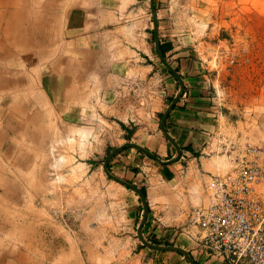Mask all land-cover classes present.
Instances as JSON below:
<instances>
[{
	"label": "rangeland",
	"instance_id": "rangeland-1",
	"mask_svg": "<svg viewBox=\"0 0 264 264\" xmlns=\"http://www.w3.org/2000/svg\"><path fill=\"white\" fill-rule=\"evenodd\" d=\"M99 1L92 14L74 15L81 0H0V264H161L156 257L190 264L143 245L141 199L105 173L110 154L134 143L124 102L148 114V96L179 93L180 84L158 56L151 0ZM155 7L161 45L173 47L168 62L177 71L186 68L181 60L195 62L211 75L224 116L220 138L264 148V0H156ZM77 17L80 35L93 41L84 50L71 29ZM62 79L60 94L43 86L56 89ZM113 87L118 118L107 104ZM172 101L156 120L164 146L150 150L162 160L177 156L161 128ZM211 155L220 166L209 170L226 173V157ZM141 158L152 230L144 238L209 263L196 253L188 221L207 202L206 171L186 158L167 181L164 166Z\"/></svg>",
	"mask_w": 264,
	"mask_h": 264
},
{
	"label": "crops",
	"instance_id": "crops-1",
	"mask_svg": "<svg viewBox=\"0 0 264 264\" xmlns=\"http://www.w3.org/2000/svg\"><path fill=\"white\" fill-rule=\"evenodd\" d=\"M81 2H84L85 4L81 5L79 4V2H76L77 5H75V7L78 9L75 11L74 15L92 14V12L97 10L96 8H93L98 5V0H81ZM79 9L80 12L78 11ZM71 29H73V35H75V44H78L77 46L81 45V50L93 46L91 35L89 36L90 38L88 37V34H86L85 36L80 35L82 34L84 25H81L79 17L76 18L74 28L71 26ZM162 45H164L163 42ZM76 63H78V60L76 61ZM181 63L183 67H186L184 71H178V73L182 76L185 82V94L171 112L167 121V128L170 134L179 143L183 150V157L179 161V163L185 162L186 158H195V162L200 164L203 170L206 171L207 175H205L204 178V183L206 186L209 183V180L211 179L212 175H217L213 174L212 171L209 170V167L211 163V158L213 157L211 154L215 153L217 150L216 140L223 139L222 137L220 138V132L222 131L221 120L222 118L224 119V116L221 115L222 113H219L220 109L218 106L217 98L212 93L214 85L212 86L210 73L205 70L200 71L199 66L195 62L188 63V60H181ZM184 72L186 73V75L184 74ZM52 77L54 78V75ZM45 78L50 81L49 75ZM43 86L49 93L60 94L63 90V79L62 82H59L57 84L56 89H52V86L50 87L48 81L47 83H43ZM58 88L59 90H57ZM114 93L115 90L113 87L112 94H110L109 100H107V104L108 108L112 109V117L118 118L119 116H115V113H118V109H116L117 99H115L116 93ZM177 93L175 94L173 91L169 90L168 93L164 94L163 92L159 91V94H157V92H154L153 96H148L154 101V103H152V106L148 110V114L147 109L142 108L139 104L136 105L135 103H132V105L129 106L126 102H124V108L128 109V111L124 112L123 114L122 118L125 119L123 120V123L129 126H134L136 128L132 137L129 139V142L137 143L138 145L143 146L151 151L158 148L160 149L164 146L163 138L157 132L156 129V120L157 116L163 113L165 102L167 100L168 102H171L177 96ZM110 100L112 102H110ZM140 100L141 99H139L138 102ZM145 100L148 99L145 98ZM110 105L112 107H109ZM207 153H209V157H206ZM142 155L144 154L137 150L136 152H134V149H127L111 161V166L109 167V169H111L112 173L116 174V176H118L120 179L129 182L140 189H143L145 186L143 180L145 178L144 175L147 171L146 166L148 165V162L141 158ZM174 165L178 166H176V168H172L171 165L163 167V172L160 175L162 179L172 181L178 178V172L180 170L181 165L177 163H175ZM171 176L172 179L169 180L168 177ZM149 219L147 220L144 229L145 236H147L148 238L152 231L150 229L148 233L146 232L147 225L150 223ZM150 243H155V245L161 246L173 245L171 243L168 244L160 241H150ZM188 252H191V250H188ZM157 253L165 254L174 252ZM196 253L198 254V251H196ZM193 257V259L198 264V259L194 255ZM199 258H202L203 262L204 260H207L205 257L200 255ZM155 260L158 263L161 262V264H168V257H156ZM207 264L224 263L220 261L210 260V262Z\"/></svg>",
	"mask_w": 264,
	"mask_h": 264
},
{
	"label": "built area",
	"instance_id": "built-area-1",
	"mask_svg": "<svg viewBox=\"0 0 264 264\" xmlns=\"http://www.w3.org/2000/svg\"><path fill=\"white\" fill-rule=\"evenodd\" d=\"M219 150L229 170L212 175L207 202L188 216L189 235L206 259L264 264V148L223 138Z\"/></svg>",
	"mask_w": 264,
	"mask_h": 264
},
{
	"label": "water",
	"instance_id": "water-1",
	"mask_svg": "<svg viewBox=\"0 0 264 264\" xmlns=\"http://www.w3.org/2000/svg\"><path fill=\"white\" fill-rule=\"evenodd\" d=\"M155 1L156 0H151L150 5H151L152 14L154 17L156 50H157V53H158L160 60L163 62V64L166 66V68L169 70V72L178 80V82L180 84L179 93L174 98V100L172 101V103L170 104L168 109L166 110L165 114L163 115L162 122H161L162 131L164 132L167 139L176 148L177 156L175 158H173L172 160H162L157 155L152 153L150 150H148V149H146V148H144L138 144L127 143V144L123 145L122 147H120L118 150L114 151L112 154H110V156L105 161L104 170H105V173L107 174V176L109 178H111L112 180L116 181L117 183L125 186L127 189L133 191L141 199L143 206H144V216H143V219H142V221L138 227V236H139V239L141 240V242L143 243V245L146 246L147 248L153 250V251H156V252H174V253L181 254L190 262V264H197L196 261L193 259V257L187 251H185L182 248H179L176 246L155 245V244L150 243L148 240H146L144 238V227L147 223L148 216H149V207H148L147 196L144 194V192L140 188H138L137 186L114 176L113 174H111V172L109 170V165H110L111 161L116 156H118L120 153L125 151L126 149H135V150L141 152L142 154L148 156L149 158L154 159L156 162H158L162 166L173 165V164L179 162L183 157V150H182L181 146L175 141V139L170 135V133L167 130V121L169 119L171 112L175 108V106L179 103V101L184 96L186 87H185V82H184L183 78L181 77V75L168 62V60L166 59V57H164V55L162 53L161 42H160V39L158 36L159 28H158V19H157V11H156V7H155Z\"/></svg>",
	"mask_w": 264,
	"mask_h": 264
},
{
	"label": "trees",
	"instance_id": "trees-1",
	"mask_svg": "<svg viewBox=\"0 0 264 264\" xmlns=\"http://www.w3.org/2000/svg\"><path fill=\"white\" fill-rule=\"evenodd\" d=\"M172 45L171 44H167V45H161V49H162V53L164 55V57H166L167 53L172 50ZM169 180L172 179V176L171 177H168ZM145 195H147V192H146V189H141ZM155 244V243H154Z\"/></svg>",
	"mask_w": 264,
	"mask_h": 264
},
{
	"label": "bare ground",
	"instance_id": "bare-ground-1",
	"mask_svg": "<svg viewBox=\"0 0 264 264\" xmlns=\"http://www.w3.org/2000/svg\"><path fill=\"white\" fill-rule=\"evenodd\" d=\"M1 16V15H0ZM68 158V157H67ZM68 161H70L69 159H67ZM65 161V160H64ZM220 160H218L217 161V158H213V159H211V168L213 167V168H216V167H218V166H220V162H219ZM100 261H101V259L100 258H98Z\"/></svg>",
	"mask_w": 264,
	"mask_h": 264
}]
</instances>
